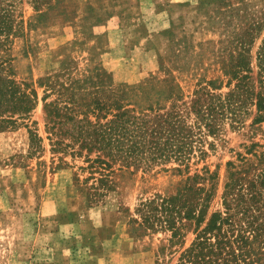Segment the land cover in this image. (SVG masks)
Instances as JSON below:
<instances>
[{
	"label": "rangeland",
	"instance_id": "rangeland-1",
	"mask_svg": "<svg viewBox=\"0 0 264 264\" xmlns=\"http://www.w3.org/2000/svg\"><path fill=\"white\" fill-rule=\"evenodd\" d=\"M0 3L12 20V32L0 51L1 60L9 64L5 73L36 97L28 114H14V124L0 128V264H180L211 214L225 216L229 171L242 177L237 184L242 187L232 193H247L243 205L249 211L236 208L234 224L223 229L236 252L241 246L233 241L236 236L242 233L248 242L240 247L237 261H222L227 257L222 255L210 263L264 264V0ZM65 60L75 64L63 73L59 64ZM94 67L109 75L113 91L145 86L151 77L165 79V89L173 87L182 95L184 114L201 88L204 106L210 96L228 100L238 78L248 93L234 102L237 121L230 113L215 117V134L204 136V155L142 169L112 163L102 154L100 159L112 163L105 167L94 162L100 152H88L79 142L51 145L44 103L55 95L43 101L40 86L46 77L64 76L61 82L68 73L74 80ZM237 67L241 76L234 79L231 72ZM76 88L77 99L86 97L78 84ZM132 91L127 100L143 103L142 93ZM99 179H107L111 188ZM187 184L191 205L185 199L177 204L173 224L161 213L145 219L143 204L175 197ZM252 193L257 196L253 200ZM189 212L203 222L196 216L185 218Z\"/></svg>",
	"mask_w": 264,
	"mask_h": 264
},
{
	"label": "trees",
	"instance_id": "trees-1",
	"mask_svg": "<svg viewBox=\"0 0 264 264\" xmlns=\"http://www.w3.org/2000/svg\"><path fill=\"white\" fill-rule=\"evenodd\" d=\"M11 32L12 20L9 18V10L0 3V51L5 49ZM242 62L243 59L237 66L242 65ZM72 64H75V61H62L59 64L60 71L65 73ZM159 65L161 66V63ZM4 69L9 71V64L1 60L0 128L4 123L14 124L16 121L13 119L14 114H18L17 118H21L20 116L28 114L36 103L35 95L21 90L20 85L10 78ZM241 69L238 68L231 72L234 79L241 76ZM226 72L229 73V70ZM66 75L65 81H59L64 76L55 75L46 77L40 82V86L44 87L43 101L55 95L54 99L44 103L48 139L54 148H62V145L72 147L73 144L79 142V147L87 149L88 152L95 149L100 153L94 162H99L105 167H110L112 163H119L126 167L150 169L153 166L170 162L187 163L195 156V153L204 155V136L215 134L217 129L214 123L215 117L217 115L224 117L230 113L231 119L237 121L238 109L233 106L237 101H241V94L248 93L245 85L241 84L243 78H238L240 85H236L238 88L227 94L229 95L228 100L220 101L210 96L208 97L210 102L204 106V99L201 101V96H199V93L205 94L201 92L203 89L201 88L189 105L190 111L184 114L181 109L186 103L182 95L178 93V89L173 87L165 89L163 87L165 79L159 80L157 77H151L145 86L141 84L136 87L125 86V89L116 87V91H113L108 80L109 75L100 67L86 70V74H81V77L74 80L69 77L68 73ZM76 84L79 89L85 91L86 97L82 96L81 99H77ZM132 89H136L139 94L142 93L140 99L143 103H131L127 100V92L132 93ZM171 96L175 98L170 105L166 106L164 102H167ZM212 99L216 102H212ZM224 102L227 103V107ZM255 105L258 111L263 109L260 101ZM8 112L10 115L3 117ZM190 114L193 115L192 121ZM202 128H204L203 131ZM64 139H68L70 143H64ZM102 154L107 156L112 163L100 159ZM105 167L101 168L106 169ZM236 173L237 171H229L225 185L223 193L225 216L220 212L211 214L206 226L198 231L199 234L191 247L182 255L180 264L198 263L199 261H203V264H211V261H219L222 255L227 256L222 261L238 260L242 250L240 247L247 244L248 237L242 233L236 236L233 241L237 239L236 241H240L241 244L238 247L239 251L236 252L231 246L233 242L226 236L223 229V226L228 227L234 224L233 217L236 212L243 210L247 213L249 211L248 206L243 205L247 193L238 191L234 194L236 196L232 193L236 186L238 189L242 187L237 184L243 179L235 177ZM98 181L107 189L111 188L107 179ZM249 184L251 190L256 188L254 182ZM190 189L191 186L187 184L175 197L161 198L160 203L150 200L143 204L148 214L145 219L152 217L153 213H161L164 214L166 222L172 223L170 219L174 213H178L179 209L175 207H178L177 204L182 199L189 203L188 206L191 205L190 199L186 198ZM247 191L249 192L248 188ZM256 197V193H252L250 199L253 200ZM234 202L236 205H233ZM236 208L238 211L235 212ZM191 212L185 218L192 216L194 219L196 215L195 213L191 215ZM195 220L201 223L204 218L200 220L197 215ZM250 225L248 221L247 227L249 228ZM211 238L214 239L213 242Z\"/></svg>",
	"mask_w": 264,
	"mask_h": 264
}]
</instances>
